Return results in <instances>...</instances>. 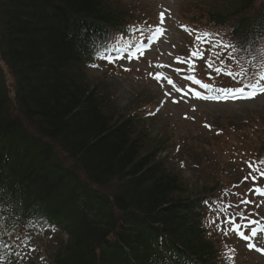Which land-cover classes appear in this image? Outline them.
Returning <instances> with one entry per match:
<instances>
[{
  "label": "trees",
  "instance_id": "1",
  "mask_svg": "<svg viewBox=\"0 0 264 264\" xmlns=\"http://www.w3.org/2000/svg\"><path fill=\"white\" fill-rule=\"evenodd\" d=\"M206 12L209 24L229 28L224 43H232L237 58L263 48L264 0H226ZM133 23L119 0H0L3 264L220 260L204 216L210 201L219 202L232 187H218L216 179L188 190L158 157L166 142L144 151L140 117L112 108L108 89L87 78L100 54L116 47ZM1 63L13 80L12 98ZM261 152L264 142L251 159V173L264 164ZM111 184L113 190L104 191ZM40 225L54 238L46 256L35 244L29 249L33 227L43 230ZM99 232L109 235L96 248Z\"/></svg>",
  "mask_w": 264,
  "mask_h": 264
},
{
  "label": "rangeland",
  "instance_id": "2",
  "mask_svg": "<svg viewBox=\"0 0 264 264\" xmlns=\"http://www.w3.org/2000/svg\"><path fill=\"white\" fill-rule=\"evenodd\" d=\"M225 2L119 0L135 18L131 33L125 37L127 55L100 59L87 70V78L108 89L112 108L121 114L140 117L138 128H141L144 151L150 150L157 141L166 142L158 157L168 169L180 175L188 190H200L205 184L214 185L216 179L218 187L223 184L226 188L232 187L220 201L232 199L223 206L212 200L209 213L204 216L211 237L230 243L228 250L219 252L217 264H264V254L250 250L248 241L241 239L234 230L237 225L246 226L244 234L251 235V230L256 229L257 236L251 242L264 249V234L260 230L264 229V195L256 191L257 188L264 191V168L259 170L257 167V172L251 173L250 166L251 159L258 155L264 142V93L257 92L249 99L227 91L244 87L245 93L251 92L252 88L246 85L255 83L257 71L255 67L254 71L251 69L244 55L236 61L228 58L232 50L220 45H225L229 28L223 30L206 19L208 9H219ZM161 13L164 14L162 25ZM157 26L165 30L163 35L156 32ZM205 33L208 34L206 37ZM197 36L203 39L198 42ZM195 49L204 53L203 59L191 56ZM177 57L190 59L191 67L189 63H178ZM255 59L258 61V57ZM208 62L212 67H208ZM1 68L12 98L13 80L2 63ZM216 68L224 71L218 73ZM229 71H243L245 75L234 77L227 74ZM158 73L170 78L182 91H176L167 80L157 81L154 76ZM191 75L210 87L204 88L192 79L187 81ZM192 83L201 86L206 99H199L190 90ZM53 147L57 158L70 167L71 161ZM261 157L264 158L263 152ZM76 173L81 176L78 170ZM114 186L111 184L104 191L110 193ZM258 220L263 222L255 228ZM33 229L36 235L35 231L31 232V247L35 244L36 252L46 256L54 240L50 238L52 233L37 226ZM215 245L219 246L217 241ZM39 261L36 260V264Z\"/></svg>",
  "mask_w": 264,
  "mask_h": 264
},
{
  "label": "snow or ice",
  "instance_id": "3",
  "mask_svg": "<svg viewBox=\"0 0 264 264\" xmlns=\"http://www.w3.org/2000/svg\"><path fill=\"white\" fill-rule=\"evenodd\" d=\"M164 22V14L161 13V16H160V24L162 25ZM164 29L160 26H157V29H156V32L159 34V35H163L164 34ZM208 34L205 33L204 36L206 37ZM203 39L202 36H197L196 37V40L199 42ZM221 47H229V45H220ZM218 55V53H217ZM191 56L192 57H198V58H201L203 59V56H204V53L199 50V49H195L192 51L191 53ZM177 62L178 63H189L190 67L192 65V61L189 59V60H184L180 57H177ZM160 67H166V66H160ZM208 67H212V63L211 62H208ZM194 70V69H193ZM216 72L220 73L224 70H222L221 68H216L215 69ZM228 75L230 76H243L245 75V73L243 71H241L240 73H233V72H227ZM154 78L157 80V81H160L161 79H164V80H167V83L172 85V87L176 90V91H182V89L176 87L175 83L168 77L164 76L162 73H158L154 76ZM187 79H192V80H195V77L193 76H189L187 77ZM261 79H264V77H261ZM196 83L198 84H201V81L199 80H195ZM202 87L204 88H208L210 87L209 85L207 84H201ZM246 87H250L253 89V91L249 92L247 95H245V88L244 87H241V88H238V89H235V90H227L228 92L232 93V94H235V93H239L241 96H244V98H254L258 93L256 91L257 87H259V92L260 93H264V86H260L259 85V81H257L256 83H252V84H249V85H246ZM197 96H199V93H196ZM251 166V165H250ZM262 175H264V173H262ZM245 179H247V177H245ZM257 192H259L261 195H264V191H262L261 189L257 188L256 189ZM243 203H248V201H243ZM252 223H255V221H253ZM237 234L240 236L241 239L245 240V241H248L247 243V247L250 249V250H255V251H258V252H261L262 254H264V249L262 248H259L256 246V244L252 243V239L255 238L257 236V230L256 229H252L251 230V235H245L243 232L239 231V227H237L236 229H234ZM234 251V250H233Z\"/></svg>",
  "mask_w": 264,
  "mask_h": 264
},
{
  "label": "water",
  "instance_id": "4",
  "mask_svg": "<svg viewBox=\"0 0 264 264\" xmlns=\"http://www.w3.org/2000/svg\"><path fill=\"white\" fill-rule=\"evenodd\" d=\"M107 236V232H99L95 235L94 237V244L95 247L97 248L100 244V241L104 239Z\"/></svg>",
  "mask_w": 264,
  "mask_h": 264
}]
</instances>
